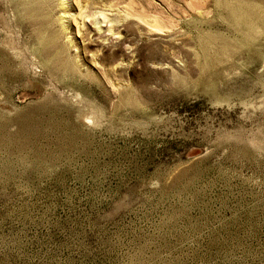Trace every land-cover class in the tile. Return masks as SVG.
I'll use <instances>...</instances> for the list:
<instances>
[{
    "label": "rangeland",
    "instance_id": "rangeland-1",
    "mask_svg": "<svg viewBox=\"0 0 264 264\" xmlns=\"http://www.w3.org/2000/svg\"><path fill=\"white\" fill-rule=\"evenodd\" d=\"M0 264H264V0H0Z\"/></svg>",
    "mask_w": 264,
    "mask_h": 264
},
{
    "label": "bare ground",
    "instance_id": "bare-ground-1",
    "mask_svg": "<svg viewBox=\"0 0 264 264\" xmlns=\"http://www.w3.org/2000/svg\"><path fill=\"white\" fill-rule=\"evenodd\" d=\"M239 5V4H238ZM245 7V6H244ZM229 9V8H228ZM248 9H249V7H248ZM241 10H243V9H241ZM241 10H240V12H241ZM235 11V10H234ZM238 11V10H237ZM241 14H243L242 12H241Z\"/></svg>",
    "mask_w": 264,
    "mask_h": 264
}]
</instances>
